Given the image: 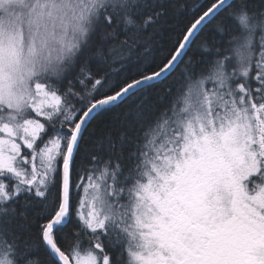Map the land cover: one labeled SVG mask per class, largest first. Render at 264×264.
<instances>
[{
  "label": "snow or ice",
  "instance_id": "snow-or-ice-1",
  "mask_svg": "<svg viewBox=\"0 0 264 264\" xmlns=\"http://www.w3.org/2000/svg\"><path fill=\"white\" fill-rule=\"evenodd\" d=\"M0 264H264V0H0Z\"/></svg>",
  "mask_w": 264,
  "mask_h": 264
},
{
  "label": "trees",
  "instance_id": "trees-1",
  "mask_svg": "<svg viewBox=\"0 0 264 264\" xmlns=\"http://www.w3.org/2000/svg\"><path fill=\"white\" fill-rule=\"evenodd\" d=\"M197 2V0H188L189 5H194ZM183 21H178V24L176 27L173 28H167L162 31L161 35H157L153 38L151 47L153 49V54H158L161 47L167 49L170 47L171 40L173 36L177 33L178 28L182 26ZM123 38V37H121ZM221 40V37L214 31L213 26L209 25L207 29L203 33H201V36L197 39L196 43L192 45L191 51L188 53V56L185 57V60L191 59L193 64L195 65V70L197 72L201 70L206 69V65L204 63L205 60H210L212 58L211 53H205L202 52L200 49V44L202 41L207 40V42L211 45L213 43V40ZM226 39V38H225ZM225 46H227L225 44ZM93 70L96 68L95 62L92 63ZM184 65L181 64L176 71L173 73V77L171 78L173 82L178 85L181 80V69H183ZM157 108L164 107V103H157ZM110 119V117H105L104 121L101 122L99 126H97L95 132L93 133V137H97L103 134L105 131L104 123ZM120 127L126 128L129 131V134H135L134 130L131 128H128L127 125H121ZM119 130V128L117 129ZM34 219H39V217H33ZM34 256H40L42 259H46L44 257V253L42 250H37L36 252L32 253Z\"/></svg>",
  "mask_w": 264,
  "mask_h": 264
}]
</instances>
